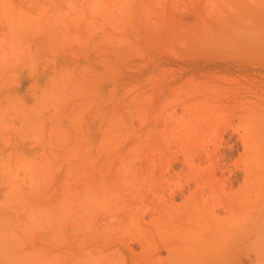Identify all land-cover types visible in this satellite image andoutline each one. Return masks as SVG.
Wrapping results in <instances>:
<instances>
[{
  "label": "rangeland",
  "instance_id": "1",
  "mask_svg": "<svg viewBox=\"0 0 264 264\" xmlns=\"http://www.w3.org/2000/svg\"><path fill=\"white\" fill-rule=\"evenodd\" d=\"M0 264H264V0H0Z\"/></svg>",
  "mask_w": 264,
  "mask_h": 264
}]
</instances>
